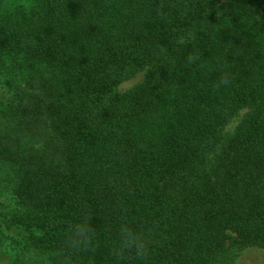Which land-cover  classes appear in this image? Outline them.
Listing matches in <instances>:
<instances>
[{
  "label": "trees",
  "instance_id": "16d2710c",
  "mask_svg": "<svg viewBox=\"0 0 264 264\" xmlns=\"http://www.w3.org/2000/svg\"><path fill=\"white\" fill-rule=\"evenodd\" d=\"M261 38L264 0H0V197L17 206L0 221L29 231L27 264H213L264 243V118L221 133L264 96ZM166 47L174 68L118 91Z\"/></svg>",
  "mask_w": 264,
  "mask_h": 264
},
{
  "label": "rangeland",
  "instance_id": "374dc122",
  "mask_svg": "<svg viewBox=\"0 0 264 264\" xmlns=\"http://www.w3.org/2000/svg\"><path fill=\"white\" fill-rule=\"evenodd\" d=\"M14 4H19L22 0H10ZM217 27V23L215 24ZM246 28L250 29V25L245 23ZM213 26L208 22L198 24L194 29L188 32L179 45H187L197 40L204 29L210 30ZM264 51V38L258 43V47ZM179 49L171 50V48H162L154 56H152L140 69H136L125 75V80L119 86L118 91L125 92L131 90L143 83L148 76H155L162 72L166 67L174 68L177 65ZM264 73V57H261V63L258 66V71ZM264 78V75H263ZM262 78V79H263ZM262 81V80H261ZM261 115V116H260ZM264 118V96L261 100L238 109L230 118L229 122L222 129L224 140H228L236 132L240 131L255 118ZM213 155L210 156L209 162H212ZM7 199V204L10 207L8 219L13 218L16 214L11 210L17 208L15 202H9L10 197L2 193L0 200ZM29 231L24 228H8L6 222L0 221V264H27L36 260V254L28 247ZM213 264H264V243L249 244L243 246L229 247L223 254L216 257Z\"/></svg>",
  "mask_w": 264,
  "mask_h": 264
}]
</instances>
